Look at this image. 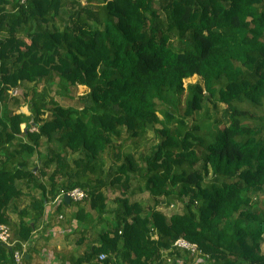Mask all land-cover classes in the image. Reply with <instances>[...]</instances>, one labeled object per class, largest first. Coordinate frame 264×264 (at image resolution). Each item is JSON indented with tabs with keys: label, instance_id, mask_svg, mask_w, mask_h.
<instances>
[{
	"label": "trees",
	"instance_id": "1",
	"mask_svg": "<svg viewBox=\"0 0 264 264\" xmlns=\"http://www.w3.org/2000/svg\"><path fill=\"white\" fill-rule=\"evenodd\" d=\"M51 84L86 89L62 104ZM203 99L223 105L210 133ZM148 129L147 153L124 149ZM72 186L84 246L59 264H264V0H0V222L17 241L0 264ZM170 199L180 212L157 208Z\"/></svg>",
	"mask_w": 264,
	"mask_h": 264
},
{
	"label": "rangeland",
	"instance_id": "2",
	"mask_svg": "<svg viewBox=\"0 0 264 264\" xmlns=\"http://www.w3.org/2000/svg\"><path fill=\"white\" fill-rule=\"evenodd\" d=\"M189 80H193L194 79V76H190L188 77ZM186 80V79H185ZM184 80V81H185ZM41 82L38 83L37 86H40ZM32 85V82H22L21 85L19 87H17L16 89H13L12 91L15 92L17 95L21 96V94L23 92H26L29 90V87ZM50 94H52L60 103L62 104H70L72 103V101H76L79 103L80 101L76 98L77 94L84 91L86 88L85 86L83 85H78L77 87H72L71 90L69 91V93L72 94L71 97H68V96H65V95H60V94H57V93H54V90H55V84H51L50 86ZM181 97L183 98V95H181ZM205 98V97H204ZM82 101V100H81ZM202 107L199 111L195 112L194 113V116H193V121L195 123L199 122L201 123V121L205 122L206 123V120L208 119L209 120V123H207V127H203L201 124H200V128L197 129V132L198 133H201L203 132L206 128H207V131L208 133L212 132L213 130H215V127L213 125V119H221L218 121V126H220L222 123H223V105L221 104H217L216 106L213 107V105L211 104L210 101H206L205 99L202 100ZM162 107V106H161ZM19 109L25 113L28 112L27 110V107L25 104H21ZM160 116V114H159ZM190 121V120H189ZM23 126V123H20V127ZM217 126V127H218ZM153 130L152 129H148V131H146L143 135L141 134L140 136H137L135 139V142H130V141H127L124 143V149L125 150H130L132 149L133 151L135 152H139L140 154H145L148 152L149 148L151 147L152 143H154L156 140H157V136L153 134ZM206 139H209V137L207 135H205ZM104 192H105V196L107 198V205L109 207H111V200H112V197L114 195H117L119 192L116 191V192H113L111 190H109L108 188H105L104 189ZM131 199H138L139 201H141L144 205L146 203H150L151 202V199L148 198V193L144 190H141V191H135L131 196H130ZM171 202H173V205L172 207L170 208H163L162 211L163 213L165 214H168L170 212H174V211H178L180 212L182 210V203L176 199H170ZM170 201H162L164 204L165 202H170ZM62 206L64 207H69L71 206L74 207V203H65V204H62ZM63 207V208H64ZM157 208H158V205H157ZM52 209V208H51ZM55 214H57V212H54ZM64 214H65V211H64ZM62 221L65 222V218L61 217ZM66 223V222H65ZM41 230V229H40ZM69 242L66 241L65 244H68ZM71 243H72V240H71ZM261 245H264V233H263V240H262V243ZM80 247V245H79ZM78 247V248H79ZM69 247L66 246V249H68ZM162 251H164L162 249ZM165 253V252H163ZM43 260H46L48 261L49 263H52V262H58V259H51L49 258L46 259L47 257H50L49 253H47L46 255V252L43 251V255L41 256ZM38 259V262L40 263L41 262V258L40 256L38 255L37 257ZM170 261V260H169ZM192 264H196L195 262H193Z\"/></svg>",
	"mask_w": 264,
	"mask_h": 264
},
{
	"label": "crops",
	"instance_id": "3",
	"mask_svg": "<svg viewBox=\"0 0 264 264\" xmlns=\"http://www.w3.org/2000/svg\"><path fill=\"white\" fill-rule=\"evenodd\" d=\"M63 207L64 206H62L61 211L58 212H62V214L66 216L68 211L71 210V206L67 208ZM51 208L52 205L47 203L43 218L35 225L31 238L27 239V247L30 245L31 247L28 249V252L24 254L26 260H24L23 264H59V261L62 258H65L68 255H78L82 251L84 245L74 242L72 235H70L71 233H68L70 232L68 224L60 220L63 215L58 217V212L55 214ZM9 216L14 218V213L9 212ZM66 241L69 243L65 244ZM66 246L69 248L66 249ZM43 251L46 252V255L47 253L50 255V257H47L46 259H58V262L49 263L48 261L43 260L41 257ZM38 255L42 259L40 263L37 259ZM183 260L184 259H179L178 264H192V262L187 263Z\"/></svg>",
	"mask_w": 264,
	"mask_h": 264
},
{
	"label": "built area",
	"instance_id": "4",
	"mask_svg": "<svg viewBox=\"0 0 264 264\" xmlns=\"http://www.w3.org/2000/svg\"><path fill=\"white\" fill-rule=\"evenodd\" d=\"M19 2H23L24 0H18ZM31 128H34L32 126ZM63 194H66L69 198V201H78L84 197H86V191L81 188L80 186H72L68 188L60 187L55 194V196L48 202V204H52L56 202L58 199H62ZM164 200H161L158 209L162 211L163 208L167 207L170 208L173 205V202H165V204L162 202ZM163 212V211H162ZM62 213L58 212V217H61ZM17 241L10 240V230L6 223L0 222V243L11 245ZM27 240H21L18 241V245H15L12 249L11 255H12V264H23L22 257L24 255V252L27 248ZM172 244L181 248H186L189 250L190 253H197L198 249L196 248V245L194 242H190L186 240L183 237H177L172 241ZM105 256L104 252H99L97 254V259H102ZM167 260L169 258L167 257Z\"/></svg>",
	"mask_w": 264,
	"mask_h": 264
},
{
	"label": "water",
	"instance_id": "5",
	"mask_svg": "<svg viewBox=\"0 0 264 264\" xmlns=\"http://www.w3.org/2000/svg\"><path fill=\"white\" fill-rule=\"evenodd\" d=\"M62 199H63L66 203L69 202V198H68V196H67L66 194H63Z\"/></svg>",
	"mask_w": 264,
	"mask_h": 264
},
{
	"label": "clouds",
	"instance_id": "6",
	"mask_svg": "<svg viewBox=\"0 0 264 264\" xmlns=\"http://www.w3.org/2000/svg\"><path fill=\"white\" fill-rule=\"evenodd\" d=\"M62 213V212H61ZM63 215V214H62ZM62 218H63V216H62ZM25 254V253H24Z\"/></svg>",
	"mask_w": 264,
	"mask_h": 264
}]
</instances>
